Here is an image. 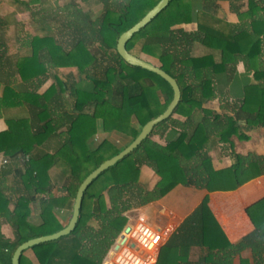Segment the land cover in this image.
Returning a JSON list of instances; mask_svg holds the SVG:
<instances>
[{
	"label": "trees",
	"instance_id": "1",
	"mask_svg": "<svg viewBox=\"0 0 264 264\" xmlns=\"http://www.w3.org/2000/svg\"><path fill=\"white\" fill-rule=\"evenodd\" d=\"M9 1L17 11L38 6L33 15L52 9L50 0ZM84 1L102 8L91 15L72 0L74 7H64L68 12L60 17V38L47 23L22 47L7 34L15 12L0 15V118L8 127L0 132V152L7 159L0 169V250L9 247L10 264L21 243L61 229L52 220L53 211L71 208L89 173L132 142L174 96L167 80L127 63L117 50L120 35L161 0ZM217 1L172 0L128 41L130 52L156 61L177 79L181 100L130 155L90 184L71 233L31 247L41 264H101L126 225V211L161 200L179 186L234 190L264 173V160L253 155L235 153L233 164L220 170L212 163L216 142L233 143L242 128L264 126V0H248L245 10L236 7L246 22L242 25L217 17ZM258 14L263 17L255 18ZM194 20V33L175 28ZM13 24L15 39L21 41L18 21ZM196 42L206 47L204 54L193 53ZM240 60L252 78L235 79ZM49 80L50 86L39 92ZM218 95L222 112L205 107ZM112 133L130 140L122 146ZM156 134L162 141L153 138ZM8 187L13 193L5 192ZM208 201L206 194L171 235L157 264H235L237 257L240 264H264V198L247 208L254 229L234 242ZM32 203L40 205L37 221ZM7 215L12 216V242L1 232ZM193 246L203 249L197 260L189 257ZM246 250L250 258L242 257Z\"/></svg>",
	"mask_w": 264,
	"mask_h": 264
},
{
	"label": "crops",
	"instance_id": "2",
	"mask_svg": "<svg viewBox=\"0 0 264 264\" xmlns=\"http://www.w3.org/2000/svg\"><path fill=\"white\" fill-rule=\"evenodd\" d=\"M4 1L8 3L10 2L9 0H1L2 3H4ZM234 1L235 3L232 6L231 2ZM247 3L248 0H218L216 3L218 5V9L215 11V14L217 17L225 19L234 25H242L246 22L240 19L236 7L241 5L243 7L242 9L245 10L247 8ZM196 4L202 6L203 1H196ZM259 17H263L262 14H258L255 16V18ZM175 28H182L187 32L194 33L198 30V22L194 20L188 23H181L176 25ZM12 42L13 41L11 40V43ZM25 42L26 41H23L22 44L18 42V47H22ZM206 51V47L200 42H196L193 46V53L196 55L204 54ZM143 59L158 65V63L154 60L148 58ZM261 61L264 65V55L261 57ZM246 74L248 73L245 70V62L243 60H240L237 65V72L234 77L235 79L238 77L242 79L243 75ZM248 75H250V78L253 77V73H250ZM49 81L50 83L48 84ZM49 81L45 83L47 84L46 87H44V84V86L39 89V92H44L50 86L51 80ZM224 90L226 91V88H224ZM221 101L222 100L219 96L218 99H215L214 101H208L205 104V107L214 109L218 112H222ZM176 117L184 119V117L181 116ZM241 123L243 125L246 124V122L243 121ZM7 128L8 127L5 119L0 118V132L6 131ZM241 132V137H233V143L216 142V144L212 146L210 155L212 157L213 166L216 170L230 167L234 162L235 153L242 154L246 157L250 155L258 156L264 160V126L244 127L242 128ZM155 136H157L158 139L153 137L154 139L161 140L160 135L156 134ZM4 158L5 155L3 154V152H0V169L3 167ZM148 173L150 174V172ZM5 192L11 194L13 193V189L8 187L5 189ZM206 194H208L209 196L208 204L210 206V209L218 219L227 237L232 242L237 241L254 229V224L247 213V208L264 198V173L248 180L247 182L239 186V188L234 190H216L208 192L206 190L197 189L191 186H179L165 198L151 202L145 206H148L151 215L154 216V219L159 223L164 224L171 222L175 223L177 227H179L186 219V217L201 203L203 197ZM14 207V202H10L8 209L12 211ZM31 207L33 210L32 216L34 220L37 221L39 219L38 217L40 205L39 203H32ZM72 212L73 206L71 208L67 206L63 208H56L51 215L54 224L58 226L59 229L64 228L68 225L72 216ZM11 217V215L2 217L1 232L3 235V239L8 242H12L15 238ZM121 233L119 234V236L121 235ZM117 239L115 240L113 245L116 243ZM0 251H2L0 253H2L3 258L2 261L0 260V264H10L9 247L6 246ZM107 254L108 252L104 256L101 264H105ZM202 254V248L193 246L190 250L189 257L192 260H197ZM22 257V264H41L36 252L32 248L24 251ZM242 257L250 258L251 251L246 250L245 252H243ZM57 260L58 258L56 259V261ZM54 261L51 264H55ZM235 264H240V257L236 258Z\"/></svg>",
	"mask_w": 264,
	"mask_h": 264
},
{
	"label": "water",
	"instance_id": "3",
	"mask_svg": "<svg viewBox=\"0 0 264 264\" xmlns=\"http://www.w3.org/2000/svg\"><path fill=\"white\" fill-rule=\"evenodd\" d=\"M172 0H161L157 5H155L151 10L147 12V14L134 26L130 29L123 32L117 43V50L122 58L129 64L134 66H140L145 69H148L152 72L157 73L165 80H167L173 88L174 96L166 110L158 115L157 117L149 120L141 129L139 135L130 142L125 148H123L118 154L114 155L113 157L105 160L101 163L95 170H93L89 175L83 180L81 185L78 188L74 203H73V212L71 219L67 226L64 228L47 235H42L38 237L31 238L23 243H21L14 251L12 257V264H21L20 260L22 254L27 249L40 244L42 242L50 241L58 239L62 236L68 235L71 233L77 226L81 208L83 204V199L85 196V192L90 186V184L97 179L104 171L109 169L110 167L114 166L120 160L124 159L128 155H130L153 131L156 125L161 123L162 121L168 119L173 113L177 105L179 104L182 96V91L180 85L175 77L165 71L161 66L156 65L150 61H147L134 53L130 52L127 48L128 41L134 36L135 33L139 32L142 28H144L147 24H149ZM145 213L151 214L150 209L148 206H145ZM130 229L129 227H125L124 231L128 232ZM125 240V236L121 234L118 239L117 243H122Z\"/></svg>",
	"mask_w": 264,
	"mask_h": 264
},
{
	"label": "built area",
	"instance_id": "4",
	"mask_svg": "<svg viewBox=\"0 0 264 264\" xmlns=\"http://www.w3.org/2000/svg\"><path fill=\"white\" fill-rule=\"evenodd\" d=\"M4 163L7 159L4 158ZM125 236L122 243H115L108 251L105 264H157L161 248L177 230L175 223H159L151 214L145 213V206L130 209L125 213Z\"/></svg>",
	"mask_w": 264,
	"mask_h": 264
},
{
	"label": "rangeland",
	"instance_id": "5",
	"mask_svg": "<svg viewBox=\"0 0 264 264\" xmlns=\"http://www.w3.org/2000/svg\"><path fill=\"white\" fill-rule=\"evenodd\" d=\"M76 3L79 4L84 11L89 12L91 15H95L97 12H99V10H101L102 5H96L95 3H87L84 0H76ZM232 6L235 3L231 2ZM48 8L52 7V9H49L48 11H43L40 12L36 15H33L32 13L35 11L37 12L39 7L38 6H32L33 10L28 11V10H22V11H17V7L14 3L12 2H5L2 3L0 5V15L3 16H10L13 12H15L14 16L11 15V19H14L18 21V30H19V35L20 40L21 41H16V36L14 35L16 30V26L15 24H13V21L11 22V25L8 28V32L7 34L11 37V40L13 39V44H16V47L18 46V42H20L22 44L23 41H27L29 39H31L32 37H36L37 35L41 34L43 31V26L45 24H52L54 27V32L57 36H59V38L61 37V35L59 34V31L63 26L62 20L60 19L61 16H64L67 14L68 10H65L64 7H67V9H72L74 6L72 5V0H50L49 3H47ZM17 11V12H16ZM236 11V10H235ZM53 16V17H52ZM65 17V16H64ZM65 32V30H63ZM99 43H95L93 45L94 49H98L99 47ZM16 50V49H15ZM245 62V61H244ZM248 66L245 63V70L248 71ZM75 74L79 75V72L77 70H75ZM50 83V81L48 82V84ZM47 84H45L44 87H46ZM219 96H216L215 98H212V100L209 101H214L215 99H218ZM212 103V102H211ZM126 120L128 122H133L136 123L131 117L126 116ZM110 137H112L113 139L117 140L118 143L122 146H125L130 139L124 138L120 135H118L117 133H112L110 135ZM154 138L158 139L157 136H153ZM129 161L130 163H132V157H129ZM145 172H151L150 169L148 168H144ZM147 172V173H148ZM138 175V171L135 170L134 172V178L137 177ZM144 207V206H143ZM141 208V207H139ZM136 209V208H133ZM128 212V211H126ZM125 212V213H126ZM238 261V260H237ZM237 263V262H236Z\"/></svg>",
	"mask_w": 264,
	"mask_h": 264
}]
</instances>
